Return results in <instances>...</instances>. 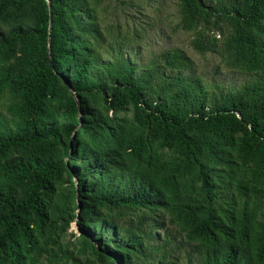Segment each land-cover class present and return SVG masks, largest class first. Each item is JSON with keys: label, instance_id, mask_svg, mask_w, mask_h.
<instances>
[{"label": "trees", "instance_id": "trees-1", "mask_svg": "<svg viewBox=\"0 0 264 264\" xmlns=\"http://www.w3.org/2000/svg\"><path fill=\"white\" fill-rule=\"evenodd\" d=\"M108 1L0 0V264H264V0H179L235 88L106 59Z\"/></svg>", "mask_w": 264, "mask_h": 264}, {"label": "rangeland", "instance_id": "rangeland-1", "mask_svg": "<svg viewBox=\"0 0 264 264\" xmlns=\"http://www.w3.org/2000/svg\"><path fill=\"white\" fill-rule=\"evenodd\" d=\"M103 24L114 31L113 38L104 49L110 59L113 49L119 47L138 65H148L163 51L178 48L192 57L208 85L239 87L250 78L247 75L226 69L218 56H202L192 47L193 34L178 28L180 23L179 0H109L102 12ZM120 27V29H118ZM117 34L121 35L117 39ZM69 234L79 235L76 224ZM73 237L68 236V240Z\"/></svg>", "mask_w": 264, "mask_h": 264}, {"label": "water", "instance_id": "water-1", "mask_svg": "<svg viewBox=\"0 0 264 264\" xmlns=\"http://www.w3.org/2000/svg\"><path fill=\"white\" fill-rule=\"evenodd\" d=\"M46 1H47L48 4H49V8H50V10H52L51 0H46ZM50 15H51L50 31H52V26H53L52 13H51ZM50 40H51V38H50ZM51 57H52V44L50 43V44H49V58H50V63L52 64ZM76 226H77V225H76ZM77 230L79 231L78 226H77Z\"/></svg>", "mask_w": 264, "mask_h": 264}]
</instances>
